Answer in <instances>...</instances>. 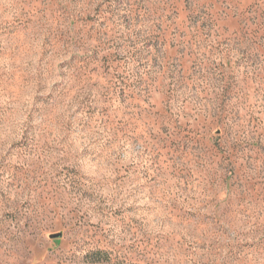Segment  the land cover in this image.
I'll use <instances>...</instances> for the list:
<instances>
[{"label":"rangeland","instance_id":"1","mask_svg":"<svg viewBox=\"0 0 264 264\" xmlns=\"http://www.w3.org/2000/svg\"><path fill=\"white\" fill-rule=\"evenodd\" d=\"M0 264H264V0H0Z\"/></svg>","mask_w":264,"mask_h":264},{"label":"trees","instance_id":"2","mask_svg":"<svg viewBox=\"0 0 264 264\" xmlns=\"http://www.w3.org/2000/svg\"><path fill=\"white\" fill-rule=\"evenodd\" d=\"M103 260H107L105 254L103 252H95L93 254V258L90 259L91 262H100V261H103Z\"/></svg>","mask_w":264,"mask_h":264}]
</instances>
